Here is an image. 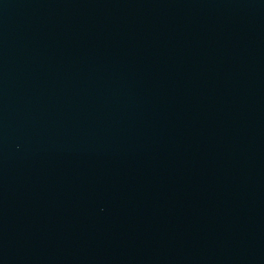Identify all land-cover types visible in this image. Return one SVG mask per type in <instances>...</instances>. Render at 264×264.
<instances>
[{
	"label": "water",
	"instance_id": "water-1",
	"mask_svg": "<svg viewBox=\"0 0 264 264\" xmlns=\"http://www.w3.org/2000/svg\"><path fill=\"white\" fill-rule=\"evenodd\" d=\"M0 264H264V0H0Z\"/></svg>",
	"mask_w": 264,
	"mask_h": 264
}]
</instances>
